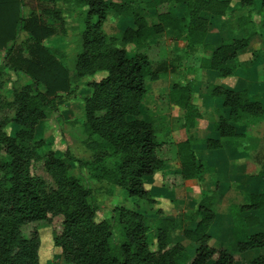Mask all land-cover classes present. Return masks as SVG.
Returning a JSON list of instances; mask_svg holds the SVG:
<instances>
[{
    "label": "trees",
    "instance_id": "16d2710c",
    "mask_svg": "<svg viewBox=\"0 0 264 264\" xmlns=\"http://www.w3.org/2000/svg\"><path fill=\"white\" fill-rule=\"evenodd\" d=\"M231 1L124 0L117 4L108 0H71L80 10L77 20L81 24L82 44L75 59L77 76L106 73L104 78L89 84L84 126L92 138L97 163L112 158L118 161L114 162L113 171L104 167L97 171L128 198L144 201L149 215L115 209L117 229L95 221L98 208L91 193L69 175V166L62 159L52 153L33 159L27 152L26 143L33 139L35 128L55 110L50 99L69 92L68 71L39 44L31 50L30 59L8 66L25 79V84L12 89L13 100L6 105L13 109L10 122L17 128L15 135L6 136L0 128V264H39L40 247L46 240L60 249L65 264H238V256L264 248V233L238 239L232 250L211 247L208 229L215 212L202 201L189 217L197 220L195 229L183 231L185 241L197 247L191 257L178 261L184 249L179 243L168 242L167 234L175 225L164 217V207L172 204L161 205L150 199L144 187L146 178L175 159L180 161L179 173L170 177L169 183L165 179L164 187L181 185L184 180L200 181L204 172L189 135L200 119L192 104L189 82L173 84L162 96V100L183 112L187 133L183 143L169 142L150 121L140 119L146 82L157 81L169 62L165 43L157 40L163 33L170 32L175 41L184 43L180 57L174 51L180 50L178 46L172 47L174 59H185L199 48L207 53L200 69L215 76L208 93L221 99L220 113L214 122V131L221 138L239 136L238 126L246 134L264 120V98L250 96L246 89L230 90L219 85L221 80L251 66L259 56V52H254L245 63L237 59L258 35L249 13L234 20L244 35L241 40L224 42L219 31H211L218 19L227 15ZM21 2L0 0V50L13 43L21 32L38 43L53 35V29L42 25L37 17L20 16ZM253 4L251 0L239 1L237 9L256 10L259 29L264 30V0L258 8ZM109 13L121 21L118 32L111 37L102 32ZM110 43L132 45L135 52L128 55ZM206 144L211 150L221 148L218 141L207 140ZM246 210L264 215V193L251 195ZM254 219L258 221L245 219V226L249 227ZM246 264H264V254Z\"/></svg>",
    "mask_w": 264,
    "mask_h": 264
},
{
    "label": "rangeland",
    "instance_id": "374dc122",
    "mask_svg": "<svg viewBox=\"0 0 264 264\" xmlns=\"http://www.w3.org/2000/svg\"><path fill=\"white\" fill-rule=\"evenodd\" d=\"M108 1L119 4L124 0ZM239 1L245 0L232 1L235 3L236 8L238 7ZM251 1L254 3V8H258L262 0ZM236 8L233 10L232 17L236 19V17L249 13L252 16V20L255 22L256 29L258 30L257 38L253 39L254 42L252 46L240 56V61L241 63H245L250 60L251 55L254 52H259V56L251 66L240 70L234 78H230L224 88L230 90L246 89L250 96L254 95L259 98H264V30L259 29L256 10L251 7H244L241 10ZM79 12L80 10L75 7L71 0H54L51 3H44L39 0H22L19 7L20 16L25 19L34 16L37 17L42 25L50 26L53 29V35L38 43L31 38L29 34L21 32L13 43L8 44L5 49L0 50V128L1 132L6 136L13 137L15 135L17 128L10 122V119L13 116V109L6 105L13 100L12 89L25 84V79L16 75L8 68V66H13L20 61L30 59L32 56L31 50L36 44H39L42 49L54 56L63 68L68 71L70 90L66 94L60 93L50 99L55 110L51 112L48 118L37 125L33 134V139L28 140L26 143L27 152H29L33 159L46 156L49 153H52L55 158L62 159L63 162L69 166V175L76 178L81 183L82 187L89 190L91 193L94 203L98 208L95 221L97 223L105 222L111 227L113 226L117 229L118 218L113 212L115 209L124 208L130 211H136L146 217L149 215L146 212L147 207L144 201L128 198L124 191L106 181L105 178L100 176V172L97 171V168L100 167H104L108 171H113L114 162L118 161V158H112L108 161L97 163V156L95 154L93 141L91 140L92 138L88 137L85 131L84 102L90 96L89 84L104 78L106 73L98 71L91 77L78 78L77 76L75 59L76 55L81 50L82 44L81 24L77 20ZM221 20L225 23V20ZM119 24H121V21L117 19L114 14L109 13L108 18L102 27L103 34L107 37L114 36L118 32ZM222 36L224 38L234 37L236 36V31L235 33H232L227 30ZM162 40L167 44L166 48L168 50L169 62L167 68L161 72L157 81L146 82L147 94L143 100L144 109L141 111L140 119L150 121L156 132L164 134L165 137L168 136L171 140H177V138L180 139L181 135L179 132L176 133L178 117L181 112L174 108V105L173 107L171 104L163 101L162 96L170 90L174 83L183 84L184 82H190L195 91L193 103L195 102V105L200 106L204 99L205 89L209 86L211 79L208 74H205L198 69L197 58L191 62L192 66L188 67L187 65L182 66V59H174L172 56L174 54L171 50L172 47H181L182 44H178L177 42L173 44L172 37L168 34L163 35ZM110 44L112 48L117 46L118 49H124L128 55H132L135 52V48L132 45L123 46L120 43L117 45L114 43ZM179 54L180 52L177 53L178 57L181 56ZM42 91H44L43 88ZM207 95L211 100V104L213 105L216 102L218 107L221 99L212 96L210 91ZM219 108H221L220 105ZM211 111H213V113L207 111L203 113L205 116L203 120H205V122L200 121L197 125V131L193 134L196 140L193 143V147L199 146V143H205L204 139L212 137L213 133L209 130L208 126H204L208 125V123L211 124L214 120L216 113L214 114V109ZM263 127L264 120L260 121L253 131L250 130L246 134L241 126L236 127L237 133L240 134L237 136V139H243L245 142L242 144L230 139H225V142L223 139V143L229 142V144H231L230 146H227V153L240 152L248 146L245 145L246 142L253 141L252 144H255L254 141L264 139V130L262 131ZM182 138L183 136H181V139ZM249 149L250 147L245 149V152H249ZM165 168L157 172L155 178L158 179V181H160V179L166 174L168 168ZM170 168L177 170L178 162H171ZM213 168L214 166L212 167L209 164H206L204 169L212 171ZM250 170L251 168L249 169V172ZM153 177L154 175L151 178ZM169 181L171 180H168L167 182L169 183ZM144 187L149 191L150 199H156L160 201L159 203L161 205L163 204L161 199L163 195L155 191V188L149 179L144 180ZM236 195L238 197L240 194ZM233 197H235V195L230 199L232 200ZM197 202L193 204L194 209L186 213V217L197 209L199 201ZM164 209L166 210V206ZM237 210L239 211L237 214L240 215L241 211L239 209ZM166 212L165 217L171 219V216L168 214L173 215L176 211L171 210V212ZM180 229L181 228L176 229L171 232L170 235L167 234V238L169 235L170 244L179 243L184 249L178 258V261H181L186 257H191L197 247L196 245L185 241L183 234L181 235L182 232ZM239 238L240 237L227 239L226 237L218 247L232 250L233 248L231 247L234 246ZM262 254H264V248L240 255L238 256V264H246L251 258L259 257ZM39 264L65 263L60 249L54 247L51 241L46 240L40 247Z\"/></svg>",
    "mask_w": 264,
    "mask_h": 264
},
{
    "label": "crops",
    "instance_id": "0c3cea01",
    "mask_svg": "<svg viewBox=\"0 0 264 264\" xmlns=\"http://www.w3.org/2000/svg\"><path fill=\"white\" fill-rule=\"evenodd\" d=\"M232 1L230 3L227 15L220 17L218 19L215 29L211 30V31L213 30L219 31V37L224 42H228L231 40H241L244 36L241 33V31H239V29L234 25L235 19L234 17H232V14H233V10L236 8V5ZM221 19L225 20V23H223ZM227 30L232 33L233 32L235 33L236 31V36L224 38L222 35L223 33L225 34ZM165 34H168L170 37H172L173 44L176 42L178 44L179 43L182 44L181 47L178 46L180 50H178L177 53H179L183 49L184 43L175 41L173 39V35L170 32L163 33L161 36L157 38V40L163 41L162 37ZM255 38H257V36L252 38L249 46L244 51L238 54L237 59L239 62H241L240 56H242L243 52L247 51L252 46L254 42L253 39ZM209 41H210V37L208 38V42ZM164 43L165 45H167L166 42ZM205 57H206V53L203 51L202 48H199L196 52L190 54L187 58L182 59L183 62L182 66L185 65H187V67L192 66L191 62H193L194 59L197 58L198 59L197 67L198 69H200L201 60ZM200 71L210 76L211 82L209 83V85H211L215 80L214 74L208 71H204L202 69H200ZM234 76L230 78H234ZM230 78L221 80L219 82V85H221V87L224 88L225 85L227 84V81ZM206 88L207 89H205L204 99L200 106L195 105V102L193 103V98H192V104L199 112L200 119H197L195 121L194 127L189 130V135L193 138V141H196L193 134L197 131L198 123L200 121L205 122V120H203L205 117L203 113L206 111L213 113V111L211 110L214 109L215 110L214 114L215 113L216 114L213 122L211 124L208 123V125H204V126H208L209 130L213 133L212 137L204 139L205 143L203 144L199 143V146L193 147L197 159L203 165L206 166V164H209L212 167L214 166V168L212 169V171L211 170L208 171V169H206L207 170L206 171L204 169L203 177L200 181L197 179H190V180L182 181L181 185L176 184L174 187H164L165 179L168 180L170 179V177L172 178L174 174L179 173L180 161L178 159H175L171 162L174 161L178 162L177 170L171 169L170 168L171 162H169L167 165H165V167L168 168L167 170L168 172L166 171V174L160 179V181H158V179L155 178L157 173L154 175L153 178L150 177L151 179L150 178H146V179L150 180L156 192L163 195L161 199L164 203L168 205L172 204L171 206H166V210L164 209V217L166 211H170V212L171 210L176 211L173 215L168 214L169 216H171V219L169 217L167 219L174 221V225H175V228L173 227L169 231L168 233L169 235L171 232L175 231L178 228H181L180 229L182 232L181 235L185 230L193 231L196 227L197 220L196 221L190 220L189 217L193 214V212L196 209L192 213H190L187 217H186V213L194 209L193 206L194 203H196L197 201H199V203L204 201L205 207H208L215 212L214 220L212 221L208 229V235L211 237L210 246L213 248H219L218 245L222 243V241H224L226 237L227 239L228 238L234 239L240 237L239 239L242 240L246 236L252 234L264 233V215L254 210H246V208L249 207L251 195L256 196L264 193V178L262 177V174H264V139H258L254 141L255 144H252L253 141L246 142L245 145L248 146L245 147V149L250 147L249 152H245V149H243L244 151L241 150L240 152L237 153H233V152L227 153V146H230L231 144H229V142L225 143L226 142L225 139L234 140L235 142L238 141L239 143L242 144L245 141L243 139H237L238 137L221 138L217 134V132L214 131V122L220 113L219 105L221 107L222 103L221 102L220 104L218 103L219 104L218 107L216 105L217 104L216 102L212 105L211 100L207 95L208 86ZM193 92H194L193 93V97H194L195 91L193 90ZM174 108L180 110L181 112L180 116L178 117V127L176 128V133L179 132L181 134L180 139L177 138V140L176 139L171 140L170 138H168V136L166 137L168 138L167 140L169 142L177 145L183 143L187 139V133L185 132L183 126L182 110L177 106H175ZM202 110L203 111L206 110V111L203 112ZM253 130L254 128L252 129V131ZM263 130L264 127L262 128V131ZM181 136H183L182 139ZM223 139L225 140L224 143H223ZM207 140L218 141L221 145V148L216 150L209 149L206 144ZM250 168L251 170L249 172ZM206 172L209 173L207 174ZM235 193L240 195L237 197ZM233 195H235V197H233V199L231 200L230 198ZM237 209L241 211L240 215L237 214V212H239ZM247 218H257L258 221H255L254 219L253 222L254 224L251 222V224H249L250 226L248 227L247 225L245 226L244 223V220ZM169 235H168V242H169Z\"/></svg>",
    "mask_w": 264,
    "mask_h": 264
}]
</instances>
